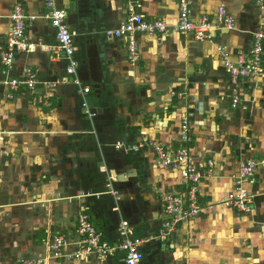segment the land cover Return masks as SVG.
<instances>
[{
	"label": "crops",
	"instance_id": "crops-1",
	"mask_svg": "<svg viewBox=\"0 0 264 264\" xmlns=\"http://www.w3.org/2000/svg\"><path fill=\"white\" fill-rule=\"evenodd\" d=\"M14 4L36 18L26 24L29 50L16 53L6 72L0 64V264H20L23 257L42 264H125L121 250L102 261L93 255L84 260L49 256L48 235L60 231L75 241L82 212L109 244L119 241L118 223L127 219L134 235L146 240L141 264H264V71L232 84L217 50L223 46L233 61L249 52L254 33L264 32L256 0H193L194 20L214 18L223 7L234 28L215 31L203 42L171 27L138 35L133 64L125 39L106 30L124 21L129 5L147 21L172 26L177 0H56L73 34L76 77L90 86L91 121L74 76L65 72L66 61L49 50L56 40L49 20L41 17L44 0H0V49ZM27 67L36 73L33 90H12L4 83L20 78ZM235 94L239 101L232 107ZM39 95L47 96L46 102L38 101ZM183 116L191 128L192 161L210 169L198 184L200 203L215 205L161 238V194L183 192L179 172L157 165L150 148L125 153L114 144L153 140L174 150ZM247 159L258 162L245 184L251 210L219 205ZM108 177L117 204L105 192ZM75 248L70 244L65 252Z\"/></svg>",
	"mask_w": 264,
	"mask_h": 264
},
{
	"label": "built area",
	"instance_id": "built-area-1",
	"mask_svg": "<svg viewBox=\"0 0 264 264\" xmlns=\"http://www.w3.org/2000/svg\"><path fill=\"white\" fill-rule=\"evenodd\" d=\"M260 9V24L264 26V0H256ZM45 11L41 17L49 20L54 28L56 43L49 47V50L66 61L65 72L72 75L71 80L77 86V93L81 98V107L86 117L91 121L95 117V112L90 109L86 96L90 92L89 85H83L76 77L78 60L74 57L75 47L72 42V33L66 23L65 10L57 7L56 0H44ZM178 16L177 21L169 26L161 19L147 21L143 16L135 11L134 5L127 7V16L124 21L113 29L106 30V35L124 38L126 43L127 57L130 63H135L139 57V44L137 36L141 34L165 33L171 29L178 33L190 34L197 41H210L215 31L231 30L234 22L223 7H219L214 18L206 15L200 16L199 20L192 17L193 0H177ZM36 16L28 15L20 4H14L10 20L11 26L7 33L3 47L0 49V64L3 72L12 67L16 53L29 50V44L25 39V29L27 21L34 20ZM253 44L247 54L239 53L235 61L231 60L223 48L217 46L221 54V62L224 70L229 76L232 84L246 77L262 74V54L264 49V32L259 30L253 35ZM65 78H63L64 80ZM4 83L12 90L20 87L33 90L36 86V73L27 67L20 78H10ZM57 82L47 83L52 88ZM8 97H11L9 94ZM47 96L39 95L38 101L46 102ZM239 101L238 95L232 97V107ZM179 144L174 150L166 149L161 143L147 140L129 144L118 142L114 144L117 150L125 153L139 152L144 148H150L155 156L157 165L179 172L180 183L184 187L183 192L174 193L165 191L161 194V211L164 218L161 222L160 237L170 236L177 226L183 222L198 216L203 210H211L215 205L212 201L203 206L200 203L199 187L200 180L210 173V169H202L197 166L190 156L191 128L186 116L180 119ZM257 161L247 159L238 165L236 175L232 178V186L224 199L218 202L219 205L238 212H248L251 210L252 196L249 193L246 182L253 176L257 166ZM207 165L211 167L213 161L209 160ZM106 193L113 196L114 200H119L117 190L112 188V181L108 177ZM119 209V207H115ZM74 234L77 238L72 240L66 233L56 231L51 232L46 241L47 253L52 258L66 257L68 259L84 260L93 255L99 261L112 255L116 250H121L124 254L125 264H141L143 253L141 247L146 242L145 239L134 235L133 228L129 221L120 218L117 227L119 241L116 244H109L102 238V233L96 228L94 222L86 212L79 213L76 218ZM70 244L76 245L74 250L65 252ZM42 260L23 257L20 264H42Z\"/></svg>",
	"mask_w": 264,
	"mask_h": 264
},
{
	"label": "water",
	"instance_id": "water-1",
	"mask_svg": "<svg viewBox=\"0 0 264 264\" xmlns=\"http://www.w3.org/2000/svg\"><path fill=\"white\" fill-rule=\"evenodd\" d=\"M120 179V178H119Z\"/></svg>",
	"mask_w": 264,
	"mask_h": 264
}]
</instances>
